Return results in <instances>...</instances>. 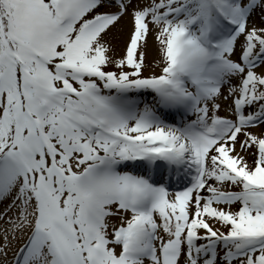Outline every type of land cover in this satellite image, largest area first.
Listing matches in <instances>:
<instances>
[{"label":"snow or ice","instance_id":"6c2138e0","mask_svg":"<svg viewBox=\"0 0 264 264\" xmlns=\"http://www.w3.org/2000/svg\"><path fill=\"white\" fill-rule=\"evenodd\" d=\"M0 264H264V0H0Z\"/></svg>","mask_w":264,"mask_h":264},{"label":"rangeland","instance_id":"374dc122","mask_svg":"<svg viewBox=\"0 0 264 264\" xmlns=\"http://www.w3.org/2000/svg\"><path fill=\"white\" fill-rule=\"evenodd\" d=\"M151 58V57H150Z\"/></svg>","mask_w":264,"mask_h":264}]
</instances>
